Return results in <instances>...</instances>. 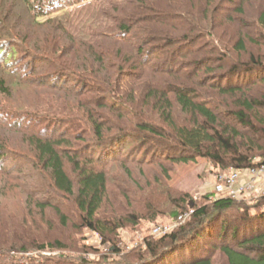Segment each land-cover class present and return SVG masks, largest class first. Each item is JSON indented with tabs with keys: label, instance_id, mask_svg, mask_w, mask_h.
I'll use <instances>...</instances> for the list:
<instances>
[{
	"label": "rangeland",
	"instance_id": "obj_1",
	"mask_svg": "<svg viewBox=\"0 0 264 264\" xmlns=\"http://www.w3.org/2000/svg\"><path fill=\"white\" fill-rule=\"evenodd\" d=\"M133 1L98 2L108 7L107 14L112 18L106 17L103 21L114 37L119 36V24H128L131 29L127 41L114 43L115 61L128 62L132 59L131 52L135 54L138 48L144 49L140 55L143 61L149 58L145 67L139 70L136 63L126 64L127 75L119 73L120 78H116L114 85L116 89H104L103 77L96 80L99 82L96 88L93 85L84 87L68 75L54 84L34 85L31 79L41 81L57 77L53 66L48 63L37 65L35 73L29 75L0 67V80L8 90V93L0 90V143L8 152L7 160L0 162V264H136L142 252L148 259L144 242L159 238L164 229L171 232L188 220V216L178 220L172 214L175 210L183 212L187 208L208 204L209 197H215L214 185L223 174V169L202 156H195L188 162L169 161L170 156L181 155L170 137L167 143L161 142L169 151L157 155L156 148L163 147L160 139L136 128L138 123L165 126L161 112L154 107L156 100L147 98L148 92H161L171 84L193 81L196 83L191 86L197 100L223 113L233 109L234 103L243 96L264 102V31L256 21L264 10V0H136L141 3L135 4L137 8ZM115 6V10L109 11V7ZM71 8L65 7L64 10L67 12ZM56 14L59 13L36 18L24 5L19 7L11 1L4 4L0 8V29L5 26L14 28L12 36L19 46L11 55L9 45L13 38L1 36L0 62L9 53L10 62L22 60L16 65L19 68L30 60L28 53L38 57L44 48H55L56 44L51 45L54 34H64V28H80L74 15L59 17ZM48 18L56 20L46 21ZM238 40L243 41L241 50L237 48ZM170 41L173 44L168 45ZM106 45L111 48L108 43H103L101 48L107 50ZM250 57L262 66L254 67L249 62ZM234 66L238 68L236 71H232ZM228 86H239L243 95L220 94L218 87ZM107 94L120 102L131 99L134 102L128 109H122L120 103L116 110L98 109L103 125L110 127L114 124L119 130L110 129L112 135L109 134L103 145L97 148L90 135L81 132L80 126L76 133L81 139L72 138L73 147L84 150L82 156L90 155L94 167H102L106 172V195L98 216L118 218L134 214L138 222L119 229L111 240L102 241L97 233L80 226L78 211L71 198L51 190L46 174L30 161L29 137L12 129V121L7 116L11 111H30L34 114L50 113L56 118L75 115L80 118L88 100L106 98ZM168 95L172 97L170 93ZM171 103L174 121L187 125L193 122L189 113L179 110L173 100ZM90 108H94L92 104ZM257 109L258 118L264 121V106ZM254 122L259 124L257 119ZM46 125L40 122L32 128L37 130ZM55 126L50 124V129H56ZM58 126L62 129L66 124ZM239 128L244 137L253 138L256 147H262L264 151L261 133ZM119 136L123 138L118 140ZM69 153L73 154L72 151ZM253 160L258 162L260 157ZM66 170L75 177L76 173L68 162ZM229 170H223L224 174ZM182 197H185L186 209L178 205ZM261 198H264V184L258 192L235 199L241 203V212L248 215L263 210L264 205L258 201ZM40 202H50L59 212L51 206L41 209ZM60 214L66 218L63 223ZM238 214L231 211L216 225L220 226ZM156 228L159 231H155ZM205 237L200 242L213 243L208 251L213 264H226L218 250L219 238ZM191 251L197 256L205 254L202 250ZM174 256L177 255H172V259ZM161 264H172L171 259Z\"/></svg>",
	"mask_w": 264,
	"mask_h": 264
},
{
	"label": "trees",
	"instance_id": "obj_2",
	"mask_svg": "<svg viewBox=\"0 0 264 264\" xmlns=\"http://www.w3.org/2000/svg\"><path fill=\"white\" fill-rule=\"evenodd\" d=\"M0 1V8L4 4H8V1L17 3L19 7L24 5L25 8L29 9L31 15L36 18L58 12L59 14L55 16L74 15L75 20L79 21L77 26L80 28L74 30H66L64 28V34L55 32L56 34L52 38L54 43L51 42L52 46L56 44L55 48H50L51 46H49V48H44L40 52L36 50L39 52L37 54L38 57L36 54L28 53L30 60L27 63L29 64L25 63L18 68L16 65L22 60L10 62L8 60V57H10L8 56L9 53L2 59L0 67L3 70L13 68V72L14 70L16 71L15 73L24 71L25 75L34 74V68L41 63L52 65L57 77L55 79L49 77L41 81L31 79L34 85H47V83H53L57 80L59 82L61 77L68 75L72 77L70 78L72 81L82 84L84 87L93 85L97 88L99 82L96 80H99V77H103L105 79L102 86L105 85L104 89L108 91L109 89H116L114 87V85L116 86V78L118 80L121 74L127 75L125 74L127 71L126 64L129 62L136 63V68L139 70L148 62L149 58L143 61L140 57L144 50L143 48H138L135 54L131 52L132 59L127 60L128 62L120 63L115 61L114 57L116 56H114L115 53L112 51L114 43L127 41V35L131 33V29L128 24H119V36L118 38L114 37L109 32V28L105 27L106 23L103 18H112V16L107 14V5L98 4L101 0H96L95 2L93 0H60L61 2L57 6H53L55 0H50L52 6L48 5V8L44 11H37L33 5L35 1L40 2V0ZM132 3L134 5L141 4L136 0ZM65 7L72 8L65 12ZM115 8L116 6L109 7V11L115 10ZM54 19L48 18L46 21H54ZM7 20H9L8 17ZM256 21L262 31H264V10L259 13ZM4 28L0 29V38L3 35L13 38L12 29L14 28L7 27L9 30L6 26ZM103 43H108L111 48L106 45L107 50H103L101 48ZM170 44H173V41L168 42V45ZM17 46H19L18 42L16 38H13L9 45L11 55H14V52L18 50ZM237 48L239 50L243 48L242 40H238ZM1 52L2 48L0 47ZM249 62L257 68L262 66L259 61L252 57H250ZM237 69L234 66L232 71ZM102 72L104 73L101 75ZM22 77L24 78L25 76ZM192 83L196 82L190 81V84L184 82L174 83L167 85L166 90L161 92L150 90L147 98H155L156 104L154 107L161 112L165 126L157 127V125L154 126L153 124L138 123L137 131L154 135L155 138L160 139V146L164 145L161 144L162 141L167 143L170 137L174 147L178 149L177 152L181 153V155L179 154L177 157L170 156L169 161L188 162L195 156H202L210 159L223 170H226V168L245 169L264 164L263 148H257L256 141L253 138L244 137L243 130L239 128L241 126L248 131L261 133L264 137V121H260L258 118L259 110L257 109V107H263L264 102L251 100L243 96L234 103L233 109L223 113L197 100L196 93L191 86ZM0 90L8 93L3 80H0ZM218 90L222 95H234L236 93L243 95L239 86L218 87ZM169 93L172 97L168 95ZM104 100L106 102L102 103ZM115 100L116 98L109 94H107L106 98L88 100V106L86 105L82 109L80 118L77 115L74 117L63 116L56 118L50 113L34 114L30 111H20V113L11 111L7 116L12 121L13 126L10 125L12 129L18 130L29 137L28 140L31 145L30 161L32 165H35V168H40V171L46 174L52 191L71 198L78 211L80 226L97 233L102 241L111 240L116 236L119 229L127 225L136 224L138 218L134 214L118 218H101L98 216L99 209L106 195V172L102 167L98 169L94 167L93 159L90 155L82 156L81 153L84 150L74 148L72 138H75L74 140L76 141L81 139V136L76 133V129L81 126V132L88 133L91 142L95 141L93 146L101 147L109 137L110 129L119 130V128L114 124L113 126L105 127L103 122L100 121L102 120V115L98 109L110 110L115 109V107L118 109L117 105L119 103L122 109H128L134 103L131 101L132 99L126 100L127 102L124 100L123 102L118 100L114 102ZM171 100L175 102L179 110L189 113L193 118V122L187 125L178 124L174 121ZM146 103L148 104V102ZM91 104L94 108H90ZM17 119L18 121H16ZM255 119L258 120L259 124H255ZM40 122L47 124L46 127L37 130L32 128L35 127L36 123ZM16 123L19 126H15ZM62 123L66 124V126L60 129L58 125ZM50 124H56L55 127L59 129H50ZM15 127H18V129ZM56 133L58 134L56 135ZM121 137L123 138V136ZM122 138L119 136L117 139ZM262 141L264 142V140ZM156 149H158L157 155H165L169 151L166 146L157 147ZM256 150L257 152H255ZM69 151H72L73 154H70ZM7 155L8 152L5 151V146L0 143V162L7 160ZM256 156L260 157L258 162L253 160ZM67 162L72 166L73 172L76 173L74 178L66 170ZM223 170L222 173H224ZM209 198L211 200L208 204L197 208L193 207L188 220L175 230L164 233L156 239H147L144 245L145 252L149 257L145 259L142 252L139 256L140 261L136 264H161L168 259H171L172 264H213L212 258L208 255L213 243L207 242L208 245L206 243L205 245L200 242L205 236L219 238L218 250L224 256L226 264H264V208L254 214L247 215L241 212V203L235 198L230 196ZM184 199L185 197H182L178 205H180V208L184 209L185 207L186 209ZM258 201H261L264 205V198ZM38 205L41 209L50 206L56 209L55 205L50 202H40ZM188 210L189 208H187ZM56 211L59 212L58 209ZM187 211L180 212L175 210L172 214L178 217ZM231 211H237L240 214L228 218V222H223L220 226H217L216 222L222 217H228ZM60 219L62 223L66 221L65 216L62 214H60ZM182 250L184 251L178 254ZM191 250H202L201 252H205V254L197 256L198 254H193ZM115 251L120 253L117 249ZM172 255H177L178 258L174 256L172 259Z\"/></svg>",
	"mask_w": 264,
	"mask_h": 264
},
{
	"label": "built area",
	"instance_id": "obj_3",
	"mask_svg": "<svg viewBox=\"0 0 264 264\" xmlns=\"http://www.w3.org/2000/svg\"><path fill=\"white\" fill-rule=\"evenodd\" d=\"M60 2V0H55L53 6H57ZM51 4L50 0H40V2L35 1L33 3L37 11H44ZM262 184H264V164H258L245 169L230 168L227 174L223 173L219 176L216 185H214L215 197L230 196L232 198H239L246 193L258 192L261 190ZM191 213L192 209L189 208L186 213L178 216V220H183ZM155 231H159V228H156ZM168 231L164 229L162 233H167Z\"/></svg>",
	"mask_w": 264,
	"mask_h": 264
}]
</instances>
